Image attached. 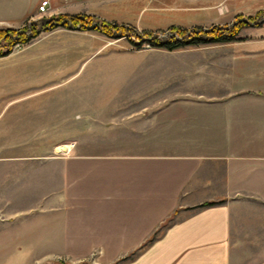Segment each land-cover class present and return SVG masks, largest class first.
Returning <instances> with one entry per match:
<instances>
[{
  "label": "crops",
  "instance_id": "crops-1",
  "mask_svg": "<svg viewBox=\"0 0 264 264\" xmlns=\"http://www.w3.org/2000/svg\"><path fill=\"white\" fill-rule=\"evenodd\" d=\"M41 1L0 0V23L38 15ZM70 2L75 12L143 29L209 27L236 11V0ZM230 56L180 55L187 84L164 92L174 100L163 121L150 113L158 142L49 158L43 168L54 174L58 210L35 227L40 250L51 233L61 263L264 264V70L230 68ZM216 75L223 84L199 85Z\"/></svg>",
  "mask_w": 264,
  "mask_h": 264
},
{
  "label": "rangeland",
  "instance_id": "rangeland-1",
  "mask_svg": "<svg viewBox=\"0 0 264 264\" xmlns=\"http://www.w3.org/2000/svg\"><path fill=\"white\" fill-rule=\"evenodd\" d=\"M70 1L51 0L55 9L51 5L40 12L37 6L38 15L23 17L10 26L49 17L53 11L89 14L73 11ZM258 1L236 0V11L216 25L233 23L236 14L254 15L264 9V0ZM0 25L9 27L8 23ZM134 28L143 34L139 45L97 30L58 27L0 57V264H69L61 263L60 253L52 250L51 233L41 246L47 250L37 246L42 234L35 228L39 219L58 210L54 174L43 167L50 157L72 147L103 151L158 142L154 138L160 134L150 132L149 122L154 117L163 121L166 106L174 100L164 92L187 84L181 54L231 55L236 60H227L230 68L254 77L264 70V21L247 24L229 41L173 50L144 39L160 32L172 34L168 27ZM220 56L212 62L221 64ZM245 58L252 59L243 65ZM218 83L224 79L216 75L203 77L199 85L209 89ZM206 110H201L202 115Z\"/></svg>",
  "mask_w": 264,
  "mask_h": 264
},
{
  "label": "trees",
  "instance_id": "trees-1",
  "mask_svg": "<svg viewBox=\"0 0 264 264\" xmlns=\"http://www.w3.org/2000/svg\"><path fill=\"white\" fill-rule=\"evenodd\" d=\"M262 21H264V9L258 10L254 15L244 16L238 14L231 24L212 25L206 28L201 26L189 28L170 26L168 29L171 30L173 35L160 38L152 37L150 42L155 47H162L168 50L187 45L219 43L235 39L239 35L240 30L247 24H258ZM58 27L97 30L108 37H125L134 45L140 44L139 38H142L141 36L143 35L140 36L136 29L130 25L107 21L90 14H52L49 17H42L38 20H28L19 27L0 28V57L8 55L15 47L29 43L38 37L41 32L51 31ZM144 33H150V31H144ZM213 203L215 202L208 201L200 206ZM154 237L155 234L151 235L144 245L153 240ZM78 264L87 263L81 262Z\"/></svg>",
  "mask_w": 264,
  "mask_h": 264
},
{
  "label": "built area",
  "instance_id": "built-area-1",
  "mask_svg": "<svg viewBox=\"0 0 264 264\" xmlns=\"http://www.w3.org/2000/svg\"><path fill=\"white\" fill-rule=\"evenodd\" d=\"M38 7H39V11L40 12H44V11H46L47 9H48V7H49V0H42L41 2H40V4L38 5ZM167 35H172V34H170V33H168V32H160V33H158V34H154V35H151V36H149V37H144V39H145V41H150V39L152 38V37H157V38H160V37H163V36H167Z\"/></svg>",
  "mask_w": 264,
  "mask_h": 264
}]
</instances>
